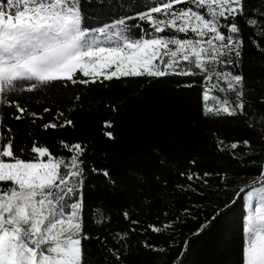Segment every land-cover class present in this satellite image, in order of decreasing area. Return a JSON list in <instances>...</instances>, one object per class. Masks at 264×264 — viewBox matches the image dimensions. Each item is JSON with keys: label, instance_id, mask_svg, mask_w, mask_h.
<instances>
[{"label": "snow or ice", "instance_id": "snow-or-ice-1", "mask_svg": "<svg viewBox=\"0 0 264 264\" xmlns=\"http://www.w3.org/2000/svg\"><path fill=\"white\" fill-rule=\"evenodd\" d=\"M83 2L0 0V264H91L84 242L93 239L116 260L121 258L118 249L108 248L107 236H94L85 227L84 189L89 172L102 175L113 187L116 181L107 168H88V143L61 139L53 150L31 129L19 138L7 119H30L33 125L44 119L21 103L25 94H30L29 101L31 94H37L34 102L39 104L48 99L46 93L58 88L80 110L104 107L117 112L115 104H84L83 96L97 85L107 89L113 81L198 77V85L177 81V87H201L205 117H248L246 108L253 107L247 100L245 78L236 71L245 46L237 18L253 28L259 37L253 43L264 52L259 42L264 40V0L257 9L246 8V0H124L125 14L97 27L88 25ZM128 8L134 14H128ZM260 103L264 104V98ZM12 108L15 113L9 114L6 109ZM75 110L58 108L53 119L40 127L44 131L75 129L73 119L66 116V111ZM42 112L51 113L53 108L45 103ZM113 128V120H105L101 134L114 141ZM242 144L251 147L248 140ZM240 146L232 142L230 148ZM210 175L181 173L188 181L195 178L204 184ZM243 192L240 188L232 203ZM247 197L240 264H264V193L253 190ZM122 214L132 225L140 223L128 210ZM93 216L98 226L111 219L99 207ZM210 223L193 235H200ZM149 227L161 233L172 225ZM126 237L127 232H118L112 238L119 242ZM144 246L166 251L148 243Z\"/></svg>", "mask_w": 264, "mask_h": 264}, {"label": "trees", "instance_id": "trees-1", "mask_svg": "<svg viewBox=\"0 0 264 264\" xmlns=\"http://www.w3.org/2000/svg\"><path fill=\"white\" fill-rule=\"evenodd\" d=\"M123 3L124 0H84L88 25L101 26L124 15ZM261 7V0H246V8ZM127 12L134 14L131 8ZM252 14L248 12L249 16ZM237 20L245 46L236 71L244 76L247 100L253 105L246 108L248 117H205L201 87H177V81L198 85L200 78L167 77L151 82L147 78L113 81L109 88L97 85L83 96L84 104H115L117 112L104 107L80 110L67 98L68 93L53 88L45 94L48 99L39 104L34 102L39 98L37 94H31L32 101L26 99L30 94L21 100L30 110L42 114L43 120H37L35 125L30 119L6 120L19 138L26 137L31 129L40 142L53 150L59 148L61 139L88 143V168H107L116 181L113 187L100 174L89 172L87 177L86 230L94 236H107L108 248L118 249L121 257L116 260L112 252L93 239L84 242L91 264H240L246 211L243 196L235 203L232 200L243 186L242 179L257 180L264 173V104L260 103L264 98V52L253 43L259 39L253 28L247 26L244 18ZM259 42L264 48V40ZM45 103L53 112H42ZM69 107L76 108L66 111L75 129L44 131L40 127L53 119L58 108ZM6 111L15 113L14 108ZM109 119L114 123V141L101 134L102 122ZM244 140L249 141L250 148L243 146ZM232 142H240L241 146L233 150ZM161 159L165 163L161 164ZM206 172L212 174L205 178L207 184L181 176L197 173L203 177ZM97 207L110 216V222L99 226L93 222ZM124 210L140 223L132 225L126 221ZM217 212L220 214L212 220ZM209 221L205 231L193 235ZM166 223L172 227L161 233H153L149 227ZM118 232H127L124 241L112 238ZM145 243L166 251H153Z\"/></svg>", "mask_w": 264, "mask_h": 264}, {"label": "rangeland", "instance_id": "rangeland-1", "mask_svg": "<svg viewBox=\"0 0 264 264\" xmlns=\"http://www.w3.org/2000/svg\"><path fill=\"white\" fill-rule=\"evenodd\" d=\"M217 94H218V93H217ZM255 181H257V180H253V181H251V180H249V179H247V180L242 179V180H241V183H242V185H243L242 188L245 187L246 185H249V184L255 182ZM256 186H257V187L254 186L253 188L249 189V190L245 193V195L243 196V201H244V204H245V211H246V205H247V203H248L247 193H248L249 191H253V190H255V191H257V192L264 193V181H263V183H260L259 185H256Z\"/></svg>", "mask_w": 264, "mask_h": 264}, {"label": "water", "instance_id": "water-1", "mask_svg": "<svg viewBox=\"0 0 264 264\" xmlns=\"http://www.w3.org/2000/svg\"><path fill=\"white\" fill-rule=\"evenodd\" d=\"M263 181H264V173H263V175L259 178V179H257V181H255V182H253V183H251V184H249V185H246L245 187H243L244 189H245V192H243V193H240V197H239V199L242 197V196H244V194L251 188V187H254V186H256V185H259L260 183H263ZM238 199V200H239Z\"/></svg>", "mask_w": 264, "mask_h": 264}]
</instances>
